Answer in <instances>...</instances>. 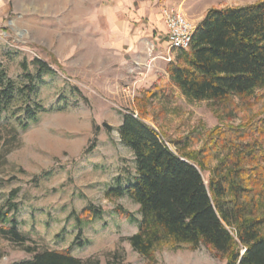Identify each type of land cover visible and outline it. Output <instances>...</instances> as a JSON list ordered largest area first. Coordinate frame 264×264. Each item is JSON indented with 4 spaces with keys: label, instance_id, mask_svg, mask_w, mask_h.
Here are the masks:
<instances>
[{
    "label": "rangeland",
    "instance_id": "1",
    "mask_svg": "<svg viewBox=\"0 0 264 264\" xmlns=\"http://www.w3.org/2000/svg\"><path fill=\"white\" fill-rule=\"evenodd\" d=\"M259 1L0 0V74L15 89L9 100L0 94V205L15 194L18 231L27 239L18 245L0 235V264L61 250L89 264H150L128 242L137 231L138 204L125 196L109 200L104 193L117 179L124 186L135 175L133 154L118 133L122 113L134 109L141 91L168 79L163 11L173 10L196 27L212 8ZM36 60L52 72L39 73ZM24 87L32 92L24 94ZM171 95V102L150 105L163 114L146 118L154 129L163 125L176 139L193 129L205 135L219 125L206 102H188L175 88ZM36 105V119L27 120L25 110ZM202 177L206 183L208 172ZM90 205L103 214L77 235L69 215ZM115 208L132 220L116 215ZM154 260L224 264L202 245L165 246Z\"/></svg>",
    "mask_w": 264,
    "mask_h": 264
},
{
    "label": "trees",
    "instance_id": "2",
    "mask_svg": "<svg viewBox=\"0 0 264 264\" xmlns=\"http://www.w3.org/2000/svg\"><path fill=\"white\" fill-rule=\"evenodd\" d=\"M170 52L167 81L156 80L141 91L133 110L122 113L118 133L133 154L135 175L124 186L117 179L105 198L125 196L138 204L137 231L128 242L150 264L160 248L182 245H202L224 264H264V105L259 106L264 99V0L208 10L189 47ZM35 63L39 73L52 72L41 61ZM0 86L1 98L14 97L12 82H4L1 74ZM173 88L188 102H206L219 125L205 135L193 129L176 139L163 125H148L150 113L152 121L163 116L150 111V105L171 102ZM22 92L28 95L32 89ZM39 110L40 105L27 107L26 119L35 120ZM101 127L111 130L105 123ZM92 148L93 143L88 151ZM203 172H208L206 183ZM14 197L11 193L0 205V235L23 245L27 239L18 231ZM114 212L133 218L122 208ZM102 214L90 205L69 218L79 235ZM11 264L89 263L61 250L33 252L31 259Z\"/></svg>",
    "mask_w": 264,
    "mask_h": 264
},
{
    "label": "built area",
    "instance_id": "3",
    "mask_svg": "<svg viewBox=\"0 0 264 264\" xmlns=\"http://www.w3.org/2000/svg\"><path fill=\"white\" fill-rule=\"evenodd\" d=\"M163 19L168 49L186 50L189 47L191 36L195 29L194 25L173 10H164Z\"/></svg>",
    "mask_w": 264,
    "mask_h": 264
},
{
    "label": "crops",
    "instance_id": "4",
    "mask_svg": "<svg viewBox=\"0 0 264 264\" xmlns=\"http://www.w3.org/2000/svg\"><path fill=\"white\" fill-rule=\"evenodd\" d=\"M164 23V22H163ZM165 28V26H163ZM164 34H165V29H164Z\"/></svg>",
    "mask_w": 264,
    "mask_h": 264
}]
</instances>
